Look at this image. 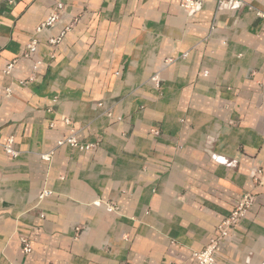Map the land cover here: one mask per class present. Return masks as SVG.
Returning <instances> with one entry per match:
<instances>
[{
  "label": "crops",
  "instance_id": "1",
  "mask_svg": "<svg viewBox=\"0 0 264 264\" xmlns=\"http://www.w3.org/2000/svg\"><path fill=\"white\" fill-rule=\"evenodd\" d=\"M63 2L0 0V264H197L246 192L215 260L264 264V0Z\"/></svg>",
  "mask_w": 264,
  "mask_h": 264
},
{
  "label": "built area",
  "instance_id": "2",
  "mask_svg": "<svg viewBox=\"0 0 264 264\" xmlns=\"http://www.w3.org/2000/svg\"><path fill=\"white\" fill-rule=\"evenodd\" d=\"M55 3L54 10L47 16V18L39 24L36 29V32H41L52 27L54 24L61 20L62 12L64 10V2L63 0H53ZM208 1L216 2L218 8H238L239 6L243 5V0H180V5L184 8L188 13H193L199 11L203 4ZM250 9H253L252 6H248ZM257 14H261L257 11ZM264 16V14H261ZM70 29V26H66L63 28L57 35L50 36L48 38V43L51 46H57L63 39L66 32ZM38 40L36 38H32L28 44L26 45V50L24 56L29 58L37 51ZM41 61L37 60L33 65V73L30 74L28 77V81L34 80V72L38 69L41 65ZM13 68V64H8L6 67V72H10ZM207 74V72H204ZM10 88L0 89V95L10 93ZM119 119V118H118ZM66 124H70L69 119H64ZM154 133H157L155 130ZM13 138H9L7 142L3 145L5 152L9 155L14 157L17 152L13 149L12 146ZM68 144L69 146L76 148L78 150H90L95 145L94 144H84L81 143L77 137L76 132L73 128H70L68 135L57 141V145H64ZM45 159L50 158V154L43 155ZM213 158L222 164H231L227 161L224 157L213 155ZM261 177H263V173L261 169H255L251 172V178L257 181V184H261ZM48 193V192H44ZM44 194L41 195L43 197ZM255 201V196L251 192L244 193L240 200L238 201L236 207L227 215L225 216L220 223L216 227V234L210 238L209 242L202 250H194L192 251V256L196 259L197 264H216L215 260V253L217 248L231 235L232 230L240 223V221L246 216L249 212L251 207L253 206ZM112 209L117 210V207L112 205ZM22 249L25 253H29L32 249L31 243L27 238H21ZM51 264V263H50Z\"/></svg>",
  "mask_w": 264,
  "mask_h": 264
}]
</instances>
